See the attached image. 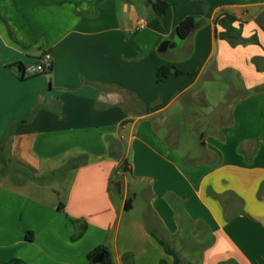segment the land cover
Masks as SVG:
<instances>
[{
  "label": "crops",
  "instance_id": "0c3cea01",
  "mask_svg": "<svg viewBox=\"0 0 264 264\" xmlns=\"http://www.w3.org/2000/svg\"><path fill=\"white\" fill-rule=\"evenodd\" d=\"M156 1L0 0V264H264V0Z\"/></svg>",
  "mask_w": 264,
  "mask_h": 264
},
{
  "label": "trees",
  "instance_id": "16d2710c",
  "mask_svg": "<svg viewBox=\"0 0 264 264\" xmlns=\"http://www.w3.org/2000/svg\"><path fill=\"white\" fill-rule=\"evenodd\" d=\"M169 9V4L161 1V0H157L154 3V13L157 16H164L167 11ZM261 17L259 18V21H261ZM238 22V19L230 14L224 13L222 15H220L217 19H216V25L222 28V31H220L218 33V36L222 39V40H226L228 41L232 46H236L242 42H244V38L242 37V24L239 25V27H236V23ZM197 21L195 17H187L184 20H182L180 22V24L177 27V35L180 39L185 40L187 38H189L196 30L197 28ZM253 40L258 43L257 38L254 37ZM19 67L21 69H23V65L19 64ZM52 71V67H50L46 72H44V74H49ZM170 74V68L167 66L161 67L158 71V80H164L168 75ZM81 162H72L68 165V167H66L67 169L69 168H73L76 167L78 164H80ZM4 164L6 166H8L7 161H4ZM9 167V166H8ZM26 175V174H25ZM131 208V201L128 200L126 203V210H129ZM31 234V233H29ZM165 246V244H164ZM167 252L171 255L174 256L175 261L174 264H181L178 255L175 253L174 250L166 247ZM100 253H105L106 258L104 260V262L100 263V264H110L111 262V255L110 253L106 250V248L104 247H99L97 249H95L90 255L89 258L90 260H93L97 255H99ZM130 257L129 256H125L124 257V261L125 264H127V262H129ZM21 262L18 260H13L8 264H20Z\"/></svg>",
  "mask_w": 264,
  "mask_h": 264
},
{
  "label": "built area",
  "instance_id": "2783aa9c",
  "mask_svg": "<svg viewBox=\"0 0 264 264\" xmlns=\"http://www.w3.org/2000/svg\"><path fill=\"white\" fill-rule=\"evenodd\" d=\"M50 67H52V56L50 53H45L35 65L27 67L25 72L27 76H33L46 72Z\"/></svg>",
  "mask_w": 264,
  "mask_h": 264
},
{
  "label": "rangeland",
  "instance_id": "374dc122",
  "mask_svg": "<svg viewBox=\"0 0 264 264\" xmlns=\"http://www.w3.org/2000/svg\"><path fill=\"white\" fill-rule=\"evenodd\" d=\"M259 40H260L261 44L264 46V34L263 33L260 34ZM222 96L224 98V103H222L218 109L216 108L215 112L221 113L223 118H228L230 116V112H231V110L229 109V107L231 105V102L229 101L230 95L226 94V93H222ZM218 97H219V93H216L213 95L214 99L215 98L217 99ZM225 97H226V100H225ZM198 110L199 109H196L195 112H200ZM52 177H53V175L51 176V178ZM194 239L196 240V238H194Z\"/></svg>",
  "mask_w": 264,
  "mask_h": 264
},
{
  "label": "water",
  "instance_id": "95a60500",
  "mask_svg": "<svg viewBox=\"0 0 264 264\" xmlns=\"http://www.w3.org/2000/svg\"><path fill=\"white\" fill-rule=\"evenodd\" d=\"M168 47H169V42H163L159 48V51L162 53L166 52L168 50ZM105 258H106L105 253H100L93 259V262L94 264H100L104 262Z\"/></svg>",
  "mask_w": 264,
  "mask_h": 264
}]
</instances>
